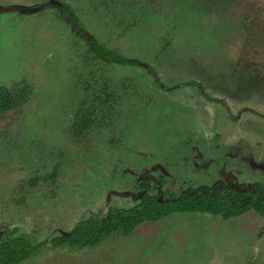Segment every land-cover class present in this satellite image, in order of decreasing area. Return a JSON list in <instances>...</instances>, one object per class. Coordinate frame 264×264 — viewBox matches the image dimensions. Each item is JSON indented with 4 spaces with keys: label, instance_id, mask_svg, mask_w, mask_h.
<instances>
[{
    "label": "rangeland",
    "instance_id": "1",
    "mask_svg": "<svg viewBox=\"0 0 264 264\" xmlns=\"http://www.w3.org/2000/svg\"><path fill=\"white\" fill-rule=\"evenodd\" d=\"M91 37L141 64L93 57ZM0 86L28 92L0 115V240L49 241L135 205L140 182L162 198L264 183V0H0ZM106 92L76 136V113ZM263 262L264 219L249 211L175 212L20 264Z\"/></svg>",
    "mask_w": 264,
    "mask_h": 264
},
{
    "label": "trees",
    "instance_id": "2",
    "mask_svg": "<svg viewBox=\"0 0 264 264\" xmlns=\"http://www.w3.org/2000/svg\"><path fill=\"white\" fill-rule=\"evenodd\" d=\"M60 10L62 15H67L72 11L71 6L67 3H62ZM67 21L76 24L77 18L73 17V20L67 18ZM76 33L84 36L80 29H77ZM88 52L96 58H110L121 66L140 65L138 59L112 52L93 37L88 43ZM145 67L150 74H155L151 66ZM106 95L108 92L105 93V98H97V102L83 100V102L89 103L85 104L75 115L73 131L76 136L83 135L92 125L96 112L102 111V108L108 104L110 97L106 98ZM24 97H28L26 90L20 94L14 88L0 86V115L15 109ZM95 103H97L98 109ZM139 188L142 191L135 205L108 207L105 213L84 218L77 222L71 230L54 236L49 241L32 243L24 234L7 235L3 240H0V264H20L45 247L47 243L52 248L67 246L72 249H84L95 247L114 233L121 232L124 235H130L138 226L144 223H156L175 212L210 213L228 220L254 211L264 219V184L260 182H254L251 189L224 186L221 189L187 188L180 193L165 191L163 198L152 193L147 182H140ZM16 230V228L13 229V231Z\"/></svg>",
    "mask_w": 264,
    "mask_h": 264
},
{
    "label": "flooded vegetation",
    "instance_id": "3",
    "mask_svg": "<svg viewBox=\"0 0 264 264\" xmlns=\"http://www.w3.org/2000/svg\"><path fill=\"white\" fill-rule=\"evenodd\" d=\"M141 64V63H140ZM261 183V182H260ZM253 184V183H252ZM251 184V185H252ZM264 184V183H263ZM139 185H140V183H139ZM222 185V183L221 184H219L218 186L219 187H217V188H219V189H221V188H223V186L222 187H220ZM226 186H230V187H233V188H237V189H240L241 188V186L240 187H238V186H233V185H231V184H226ZM213 187H216V186H212L211 188L213 189ZM243 187V186H242ZM246 187V186H245ZM251 187V186H250ZM250 187H246L247 189H251ZM188 188H192V187H188ZM206 188H210V187H206ZM140 189V188H139ZM187 189V188H186ZM194 189V188H193ZM199 189H205V188H199ZM141 190V189H140ZM142 191V190H141ZM168 191V190H167ZM168 192H172V191H168ZM181 192V191H180ZM175 193H177V192H175ZM140 194H141V192H140ZM140 196V195H139ZM160 197V196H159ZM139 200V199H138ZM241 216V215H240ZM221 217V216H220ZM237 217H239V216H237ZM231 219V218H230ZM224 220V219H223ZM229 220V219H228Z\"/></svg>",
    "mask_w": 264,
    "mask_h": 264
},
{
    "label": "crops",
    "instance_id": "4",
    "mask_svg": "<svg viewBox=\"0 0 264 264\" xmlns=\"http://www.w3.org/2000/svg\"><path fill=\"white\" fill-rule=\"evenodd\" d=\"M240 217V216H239ZM234 218V217H233ZM232 219V218H231ZM230 220V219H229ZM225 223H227V222H225ZM229 223V222H228Z\"/></svg>",
    "mask_w": 264,
    "mask_h": 264
}]
</instances>
